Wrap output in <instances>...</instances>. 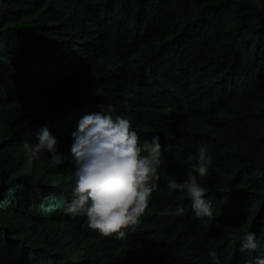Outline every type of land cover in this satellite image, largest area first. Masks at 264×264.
Listing matches in <instances>:
<instances>
[{
  "label": "trees",
  "instance_id": "16d2710c",
  "mask_svg": "<svg viewBox=\"0 0 264 264\" xmlns=\"http://www.w3.org/2000/svg\"><path fill=\"white\" fill-rule=\"evenodd\" d=\"M109 2L0 0V264H212L209 249L223 264H250L264 251V95L237 98L227 110L146 112L136 66L168 36L138 41L124 30L117 43L111 30L122 18L112 8L111 18L105 17ZM259 5L258 11L255 0H191L194 17L218 8L225 26L207 35L190 18L180 28L192 27L210 43L233 45L248 33L264 46V0ZM108 103L142 139L159 134L163 146L159 189L125 238L101 236L87 227L86 217L61 211L72 198L77 167L71 134L85 114ZM247 104L261 111L242 116ZM44 127L58 138L62 162L55 164L45 152L29 165L25 145L38 142ZM202 145L213 161L206 177L197 174L213 202L214 216L207 221L195 215L185 193L169 195L167 188L169 179L183 182L192 174ZM178 205L185 214H173ZM249 231L260 247L241 252L235 237Z\"/></svg>",
  "mask_w": 264,
  "mask_h": 264
},
{
  "label": "clouds",
  "instance_id": "9594fccd",
  "mask_svg": "<svg viewBox=\"0 0 264 264\" xmlns=\"http://www.w3.org/2000/svg\"><path fill=\"white\" fill-rule=\"evenodd\" d=\"M128 2L134 5L147 0L109 2L106 9L118 11ZM83 10L80 7L77 12ZM207 10L213 9L207 7ZM98 108L97 112L85 114L71 134L70 152L77 167L72 198L61 211L72 218L86 217L87 227L97 230L101 236L115 234L117 238H125L126 230L139 224L153 193L159 189L163 146L159 134H154L150 140L142 139L131 121L118 114L114 105L101 104ZM184 115L181 112L172 116ZM37 139L35 144L25 145L29 165L45 152L51 155L55 164L62 162L59 140L47 127L41 129ZM212 163L207 146L202 145L198 149L197 162L192 165V174L183 182L172 178L167 183L169 195L175 191L185 193L195 215L205 221L214 216L213 202L207 195L209 189L198 182L197 174L206 177ZM185 211L178 205L173 214L179 216ZM235 240L239 242L241 252H254L260 247L255 232H244ZM207 256L212 264H223L214 249L207 250ZM250 264H264V251Z\"/></svg>",
  "mask_w": 264,
  "mask_h": 264
},
{
  "label": "bare ground",
  "instance_id": "6f19581e",
  "mask_svg": "<svg viewBox=\"0 0 264 264\" xmlns=\"http://www.w3.org/2000/svg\"><path fill=\"white\" fill-rule=\"evenodd\" d=\"M124 1L127 0H110L116 4ZM259 2L255 0L258 11L262 8ZM190 8L191 0H147L142 4H126L124 9L117 11L122 21L111 30L117 43L125 38L124 30L135 33L138 41L151 34L168 36L145 63L136 66L138 75L134 79L142 86L143 97L148 103L143 106L144 110L163 116L181 112L196 114L221 107L227 110L237 98L264 95V46L249 39L248 33L236 40L240 41L235 45L210 43L199 32L216 35L220 25L225 26L220 10L217 8L207 15L194 17ZM173 12L179 15L175 20ZM64 15L63 11L62 18ZM105 17L111 18L107 9ZM190 18H195L194 24L199 32L192 27L180 28L181 23ZM129 75L132 79L133 76ZM248 111L261 110L247 104L242 116ZM217 131L221 130L217 127ZM260 192L264 196V185H261Z\"/></svg>",
  "mask_w": 264,
  "mask_h": 264
}]
</instances>
